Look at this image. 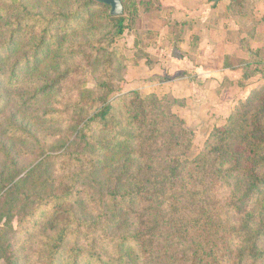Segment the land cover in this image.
Masks as SVG:
<instances>
[{
    "label": "trees",
    "instance_id": "1",
    "mask_svg": "<svg viewBox=\"0 0 264 264\" xmlns=\"http://www.w3.org/2000/svg\"><path fill=\"white\" fill-rule=\"evenodd\" d=\"M103 1L49 0L40 10L0 0V137L33 138L17 115L4 117L11 106L38 124L62 115L53 95L80 71L67 61L85 45L86 24L107 18L124 33ZM115 92L103 82L80 98L88 113L78 135L49 157L56 177L0 189L12 237L0 238V264H264V93L242 103L202 164L185 159L191 132L162 133L138 92ZM88 171L107 181L84 187Z\"/></svg>",
    "mask_w": 264,
    "mask_h": 264
},
{
    "label": "rangeland",
    "instance_id": "2",
    "mask_svg": "<svg viewBox=\"0 0 264 264\" xmlns=\"http://www.w3.org/2000/svg\"><path fill=\"white\" fill-rule=\"evenodd\" d=\"M27 1L40 10L49 3ZM122 1L124 33L118 36L107 18L89 22L80 39L85 45L77 49L80 54L68 59V65H78L80 71L53 95L67 111L60 107L61 116L40 124L30 118L24 121L14 106L6 112L4 117L17 115L33 138L24 142L0 137V176L13 180L0 184L2 193L16 183L30 186L26 179L33 184L56 177L58 167L49 157L73 143L81 116L88 113L79 100L99 83H111L116 97L138 92L162 133L180 128L191 132L192 147L185 159L199 158L202 164L218 131L230 126L242 103L248 99L255 103L264 93V0ZM9 150L12 156L7 157ZM87 174L84 187L107 181L105 175ZM76 208L80 216L89 217L82 201ZM0 221V238L7 240L6 217ZM16 226V220L10 224Z\"/></svg>",
    "mask_w": 264,
    "mask_h": 264
},
{
    "label": "water",
    "instance_id": "3",
    "mask_svg": "<svg viewBox=\"0 0 264 264\" xmlns=\"http://www.w3.org/2000/svg\"><path fill=\"white\" fill-rule=\"evenodd\" d=\"M107 6L111 8L110 15L112 17H120L124 13V6L120 0H104Z\"/></svg>",
    "mask_w": 264,
    "mask_h": 264
}]
</instances>
